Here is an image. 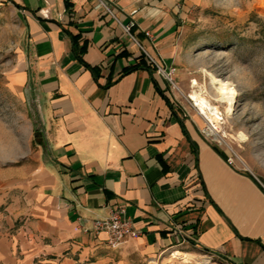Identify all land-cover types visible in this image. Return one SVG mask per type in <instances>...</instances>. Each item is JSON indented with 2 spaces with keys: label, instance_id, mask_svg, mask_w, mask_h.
I'll return each instance as SVG.
<instances>
[{
  "label": "crops",
  "instance_id": "crops-1",
  "mask_svg": "<svg viewBox=\"0 0 264 264\" xmlns=\"http://www.w3.org/2000/svg\"><path fill=\"white\" fill-rule=\"evenodd\" d=\"M103 1L112 13L99 0H0L24 24L14 84L33 110L26 136L0 148V264L170 251L264 264V182L184 117L122 26L172 64L187 0ZM120 206L140 233L111 245L92 224Z\"/></svg>",
  "mask_w": 264,
  "mask_h": 264
},
{
  "label": "rangeland",
  "instance_id": "rangeland-1",
  "mask_svg": "<svg viewBox=\"0 0 264 264\" xmlns=\"http://www.w3.org/2000/svg\"><path fill=\"white\" fill-rule=\"evenodd\" d=\"M186 4L178 50L174 62L166 64L175 67V85L165 79L171 101L205 137L233 158V165L251 170L264 182V0H187ZM24 39L21 18L1 4L0 148L4 141L24 138L26 120L33 116L27 90L20 92L14 84ZM210 74L230 82L235 91L229 114L225 113V104L215 100L217 92L210 83ZM195 89L204 91L219 107L220 134L226 135L230 147L219 135L209 133L208 124L189 98ZM240 133L245 138L241 139ZM192 252L128 254L127 258L128 264H228L210 254Z\"/></svg>",
  "mask_w": 264,
  "mask_h": 264
},
{
  "label": "built area",
  "instance_id": "built-area-1",
  "mask_svg": "<svg viewBox=\"0 0 264 264\" xmlns=\"http://www.w3.org/2000/svg\"><path fill=\"white\" fill-rule=\"evenodd\" d=\"M100 3L112 13L110 7L103 1ZM126 33L139 45L143 55H145L148 63L155 71L167 79L170 83L174 82L175 67L167 66L161 59H158L152 55L137 39V37L131 32L133 23L122 25ZM227 161L233 164V158L227 157ZM257 178V177H256ZM258 179V178H257ZM259 180V179H258ZM263 185V183L259 180ZM264 186V185H263ZM92 231L95 233L104 232L108 235L107 242L114 245L127 238H135L139 235V230L134 227L132 221L126 216V208L123 206L114 208L107 216L98 217L94 219L92 224ZM176 233L181 234L182 230L179 228Z\"/></svg>",
  "mask_w": 264,
  "mask_h": 264
},
{
  "label": "bare ground",
  "instance_id": "bare-ground-1",
  "mask_svg": "<svg viewBox=\"0 0 264 264\" xmlns=\"http://www.w3.org/2000/svg\"><path fill=\"white\" fill-rule=\"evenodd\" d=\"M210 83L213 88L216 90L217 94L215 96V100L218 103L225 104V113L229 114L233 108L234 99H235V91L230 82L218 78L213 74H210ZM194 85L197 82L193 81ZM181 91V90H180ZM189 98L193 101V106L196 108L198 114L206 121L208 124L209 133L219 135L220 138L226 143L227 146L230 147V144L226 140L225 134H220V123L222 119V112L219 107L214 104L205 94L204 91L193 90L190 94ZM241 139L245 138L243 133L239 134ZM239 159L243 161L240 157ZM175 255L181 254L179 251L174 252Z\"/></svg>",
  "mask_w": 264,
  "mask_h": 264
},
{
  "label": "trees",
  "instance_id": "trees-1",
  "mask_svg": "<svg viewBox=\"0 0 264 264\" xmlns=\"http://www.w3.org/2000/svg\"><path fill=\"white\" fill-rule=\"evenodd\" d=\"M74 48H75V50H76L78 56H80V53H82V52L84 51L85 46L80 47V49H78L77 46H74ZM141 65H142V62L139 63V64H137V65H134V66H132V67L126 68V69H125V72L131 71V70H135V69L139 68Z\"/></svg>",
  "mask_w": 264,
  "mask_h": 264
}]
</instances>
